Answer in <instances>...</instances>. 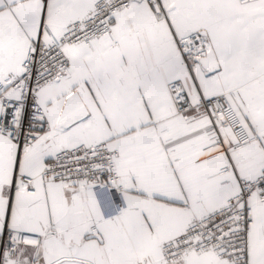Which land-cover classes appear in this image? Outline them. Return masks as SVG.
I'll list each match as a JSON object with an SVG mask.
<instances>
[{
    "label": "snow or ice",
    "instance_id": "1",
    "mask_svg": "<svg viewBox=\"0 0 264 264\" xmlns=\"http://www.w3.org/2000/svg\"><path fill=\"white\" fill-rule=\"evenodd\" d=\"M0 264H264V0H0Z\"/></svg>",
    "mask_w": 264,
    "mask_h": 264
}]
</instances>
